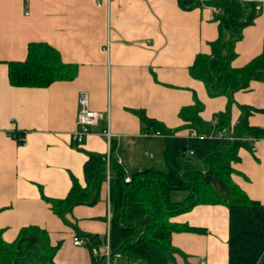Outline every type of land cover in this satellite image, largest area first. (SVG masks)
I'll list each match as a JSON object with an SVG mask.
<instances>
[{
	"label": "crops",
	"instance_id": "1",
	"mask_svg": "<svg viewBox=\"0 0 264 264\" xmlns=\"http://www.w3.org/2000/svg\"><path fill=\"white\" fill-rule=\"evenodd\" d=\"M256 1L261 9L235 43L233 67H242L263 50L264 0ZM213 17L212 6L185 9L179 0H0V229L6 242L20 228L38 226L57 246L56 264H90L88 244L73 243L84 238L47 200L64 198L72 176L86 185V152L106 157L105 130L112 134L111 147L115 145L111 155L120 157L127 171L163 167L162 136H144L139 111L180 137L196 136L180 116L182 108L195 103L208 137H219L226 128L223 137L231 138L240 106L260 109L247 119L264 128V82L254 80L235 91L225 116L228 97L210 96L203 82L189 74L195 56L209 53V43L218 36ZM32 42L56 49L62 62L75 65L74 75L48 86L12 85L8 63L23 61ZM81 91L99 117L77 145L71 134ZM250 142L231 164L230 179L240 202L197 204L170 217L178 226L205 230L171 233L173 264H197L200 259L206 264H264V138ZM205 179L228 197L224 181L212 175ZM67 218L80 231L104 237L99 248L104 244L110 228L106 177L100 199L74 206ZM115 262L145 264L124 255Z\"/></svg>",
	"mask_w": 264,
	"mask_h": 264
},
{
	"label": "trees",
	"instance_id": "2",
	"mask_svg": "<svg viewBox=\"0 0 264 264\" xmlns=\"http://www.w3.org/2000/svg\"><path fill=\"white\" fill-rule=\"evenodd\" d=\"M256 0H179L185 9L200 4L217 9L214 20L218 23V36L209 43V53H199L189 66V74L203 82L210 96L225 95L228 106L222 115H228L233 103L232 94L248 88L251 81L264 82V45L262 52L242 67H233L235 43L242 37L244 27L252 24L259 12ZM75 65L62 62L56 49L47 43L32 42L28 45L23 61L8 63V76L16 86H48L57 80L72 77ZM200 105L184 107L180 116L196 136L180 137L174 130L148 117L143 111L138 115L143 131L162 135L163 167H146L127 171L112 156L110 163L109 248L111 254L141 259L145 264H173L176 249L171 245V233L177 230L205 232L203 228L178 226L170 217L188 211L197 204L240 202L238 189L231 183V164L239 160L238 150L250 148L253 139L264 138V128L248 123V114L260 110L240 106L241 114L231 124L234 139L208 137V129L200 118ZM204 135V136H202ZM22 143V141H19ZM112 144L111 151L114 152ZM191 152V153H190ZM83 171L86 185L82 187L72 176V187L62 199H48L51 210L66 224L74 228L78 237L87 240L91 252L99 247L104 237L85 233L70 222L67 214L76 205H92L100 199L105 178L106 161L102 154L86 152ZM212 175L224 181L228 197L220 194L205 179ZM130 181L126 182L125 177ZM57 246L51 245L48 232L38 226L19 229L16 238L6 242L0 229V264H56ZM90 264H105L104 256L93 255Z\"/></svg>",
	"mask_w": 264,
	"mask_h": 264
},
{
	"label": "built area",
	"instance_id": "3",
	"mask_svg": "<svg viewBox=\"0 0 264 264\" xmlns=\"http://www.w3.org/2000/svg\"><path fill=\"white\" fill-rule=\"evenodd\" d=\"M212 9L215 14L217 12V9L213 6H212ZM255 9L257 12H259L261 9V5L258 2H256ZM78 102H79V109L77 112L76 126H75L74 131L71 134V139L77 145H81L84 143L85 139L90 134L91 127L97 123L99 114L98 112L90 108L88 94L85 91L80 92L79 97H78ZM225 131H226V128H223L221 132L219 133V137H223V133ZM104 135L108 139V151L105 157V161H106L105 177H106L107 193H108V200H109L110 163H111V158H112L110 139H111L112 134L110 133L109 130H105ZM144 136L145 137H161L162 135L159 132H152V133L145 132ZM229 139H234V137L232 136ZM116 161L117 163H120V164L122 162L120 157H117ZM125 181L126 182L130 181V177L126 176ZM73 243L75 245H87V240L80 239V238H74ZM91 251L93 255L104 256L105 264H116L115 258L120 256V254L118 253L114 255L111 254V251L109 248V231L106 235V241L104 242V244L100 248L97 246H93ZM197 264H206V261L205 259H200L197 262Z\"/></svg>",
	"mask_w": 264,
	"mask_h": 264
},
{
	"label": "rangeland",
	"instance_id": "4",
	"mask_svg": "<svg viewBox=\"0 0 264 264\" xmlns=\"http://www.w3.org/2000/svg\"><path fill=\"white\" fill-rule=\"evenodd\" d=\"M161 155V154H160ZM160 155H158V158H160V160H161V156Z\"/></svg>",
	"mask_w": 264,
	"mask_h": 264
}]
</instances>
